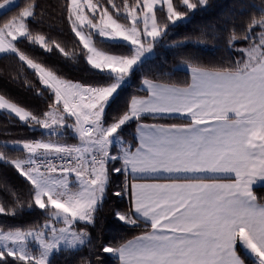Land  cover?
<instances>
[{
	"label": "snow or ice",
	"instance_id": "obj_1",
	"mask_svg": "<svg viewBox=\"0 0 264 264\" xmlns=\"http://www.w3.org/2000/svg\"><path fill=\"white\" fill-rule=\"evenodd\" d=\"M211 7L0 2V264H264V0L197 30L232 53L204 63L171 37Z\"/></svg>",
	"mask_w": 264,
	"mask_h": 264
},
{
	"label": "trees",
	"instance_id": "obj_2",
	"mask_svg": "<svg viewBox=\"0 0 264 264\" xmlns=\"http://www.w3.org/2000/svg\"><path fill=\"white\" fill-rule=\"evenodd\" d=\"M2 2V0H0ZM57 0H48V3L55 4ZM25 0H18L16 5L22 6ZM212 5L207 12H200L191 23L183 24L178 29L173 31L171 39L183 40L185 36H192L193 40L188 42L187 46L180 50L185 56L198 57L204 63L217 62L219 60L229 58L231 52L225 50L222 41H209L204 43H196L195 35L198 34L197 30L201 28H209L223 23L226 20L232 18H243L242 13H246L250 6L253 4L259 5L260 0H210ZM17 9H12L16 11ZM6 15H11L10 12L4 11L0 14V20L4 19ZM178 54L175 49L172 48H161L156 52V55L149 58L148 67H155L162 61H166L169 68L173 71L183 67L182 64L177 63ZM11 62L5 60L3 56H0V74L6 73L11 70ZM175 74L179 78H183L185 73L183 71H175ZM3 79L0 75V85H2ZM7 125V117L0 112V133L5 131ZM22 132V129H11L9 131ZM0 139H4L0 135ZM71 142V138L69 137ZM6 177L10 181H16V177L12 173L11 169H6L5 166L0 163V178ZM18 182V181H17ZM0 221H3V216H0ZM105 231L108 234H115V229L110 225L109 221H105ZM78 259L71 251L66 250L64 253L55 257L56 264H74Z\"/></svg>",
	"mask_w": 264,
	"mask_h": 264
},
{
	"label": "crops",
	"instance_id": "obj_3",
	"mask_svg": "<svg viewBox=\"0 0 264 264\" xmlns=\"http://www.w3.org/2000/svg\"><path fill=\"white\" fill-rule=\"evenodd\" d=\"M4 11H5L4 9H0V14L3 13ZM0 56H2V55H0Z\"/></svg>",
	"mask_w": 264,
	"mask_h": 264
},
{
	"label": "rangeland",
	"instance_id": "obj_4",
	"mask_svg": "<svg viewBox=\"0 0 264 264\" xmlns=\"http://www.w3.org/2000/svg\"><path fill=\"white\" fill-rule=\"evenodd\" d=\"M14 3L17 4L18 3V0H14ZM153 57V56H152Z\"/></svg>",
	"mask_w": 264,
	"mask_h": 264
}]
</instances>
